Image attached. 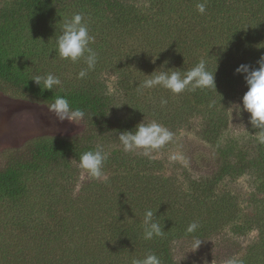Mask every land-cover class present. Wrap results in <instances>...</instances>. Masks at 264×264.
<instances>
[{
  "label": "trees",
  "instance_id": "obj_1",
  "mask_svg": "<svg viewBox=\"0 0 264 264\" xmlns=\"http://www.w3.org/2000/svg\"><path fill=\"white\" fill-rule=\"evenodd\" d=\"M199 2L0 0V94L47 109L63 96L86 113L77 134L37 135L0 152V264H131L150 252L162 264H264V139L242 108L247 87L235 72L264 55V0H206L204 14ZM75 13L98 55L84 78L83 60L61 59L55 43ZM202 58L217 68L216 90L138 87L165 62L186 72ZM47 74L61 80L51 91L33 81ZM143 120L191 132L198 171L169 173L156 157L165 144L150 156L125 152L119 133ZM231 124L248 131L230 135ZM97 147L108 154L103 179L78 167ZM241 177L252 186L250 210L229 188ZM149 209L164 234L145 240ZM192 222L199 228L188 233Z\"/></svg>",
  "mask_w": 264,
  "mask_h": 264
},
{
  "label": "clouds",
  "instance_id": "obj_2",
  "mask_svg": "<svg viewBox=\"0 0 264 264\" xmlns=\"http://www.w3.org/2000/svg\"><path fill=\"white\" fill-rule=\"evenodd\" d=\"M206 6V0L196 4L200 14L206 12ZM93 40L94 37L89 35L88 24L81 13H75L66 20L60 34L56 37V50L61 59L70 60L73 63L83 60L86 65V68L78 73V78H84L89 71L95 69L98 62L97 53L90 47ZM166 64L167 62L150 75H144L146 78L138 87L140 89L160 87L173 94L203 88L216 90L215 73L217 68L215 72L209 71L206 59L202 58L186 72L181 69L166 68ZM257 64V68L248 64H241L235 69V72L238 75H243L247 87V91L242 97V108L250 114L251 125L260 129L261 134L264 135V55L260 57ZM33 81L37 85L43 81L44 87L48 91L61 84L60 78L53 74H47L44 77L37 76ZM161 103L165 104L167 101L162 100ZM48 110L56 116L60 124L65 121L75 124L76 121L82 120L86 115L84 110L73 108L68 99L63 96H56L53 102L48 104ZM171 139L172 133L167 128L155 121L147 123L144 120L132 130L121 131L118 135L119 143L125 152L140 151L144 156H150L153 150L158 149ZM107 158L108 154L104 149L97 147L95 150H89L80 155L78 167L94 179H103L105 178L104 164ZM154 215L156 213L151 209L144 212L143 236L145 240H151L154 236L164 234L161 225L154 220ZM198 228L199 223L192 222L186 231L193 233ZM200 244L201 241H195L196 250ZM131 264H162V261L156 254L150 252L143 258L133 259ZM225 264H243V261L233 257L226 260Z\"/></svg>",
  "mask_w": 264,
  "mask_h": 264
},
{
  "label": "rangeland",
  "instance_id": "obj_3",
  "mask_svg": "<svg viewBox=\"0 0 264 264\" xmlns=\"http://www.w3.org/2000/svg\"><path fill=\"white\" fill-rule=\"evenodd\" d=\"M109 86L113 78H107ZM82 130V120L74 123L65 121L60 124L56 116L43 106L9 99L0 94V152L7 148L17 147L33 136L73 135ZM248 128L245 124H231L230 135L246 134ZM264 139V135L261 136ZM198 141L191 132L178 131L172 133V139L163 145L156 157L165 161L167 171L174 173L176 168L187 167L197 170L198 157L202 153ZM200 169V168H199ZM180 171V170H178ZM202 171V169H201ZM229 188L238 197L239 203L245 210H250L249 199L252 186L248 177H241L229 183ZM255 237L249 234L241 240L242 247ZM178 251L189 252V246L178 247ZM202 262V261H201ZM200 263V262H199ZM205 263V262H202Z\"/></svg>",
  "mask_w": 264,
  "mask_h": 264
}]
</instances>
